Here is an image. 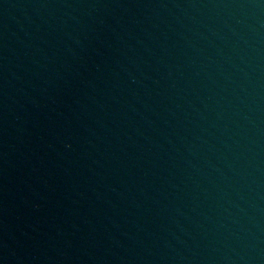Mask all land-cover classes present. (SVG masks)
<instances>
[{"label":"water","instance_id":"95a60500","mask_svg":"<svg viewBox=\"0 0 264 264\" xmlns=\"http://www.w3.org/2000/svg\"><path fill=\"white\" fill-rule=\"evenodd\" d=\"M65 264H264V0H0Z\"/></svg>","mask_w":264,"mask_h":264}]
</instances>
